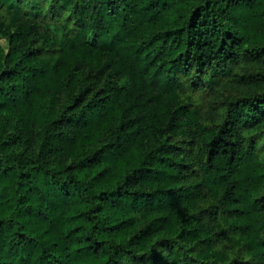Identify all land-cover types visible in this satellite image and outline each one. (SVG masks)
I'll return each mask as SVG.
<instances>
[{"label": "trees", "instance_id": "1", "mask_svg": "<svg viewBox=\"0 0 264 264\" xmlns=\"http://www.w3.org/2000/svg\"><path fill=\"white\" fill-rule=\"evenodd\" d=\"M0 38V264H264V0H0Z\"/></svg>", "mask_w": 264, "mask_h": 264}, {"label": "rangeland", "instance_id": "2", "mask_svg": "<svg viewBox=\"0 0 264 264\" xmlns=\"http://www.w3.org/2000/svg\"><path fill=\"white\" fill-rule=\"evenodd\" d=\"M0 44L3 47H7L8 42L5 38H0ZM235 73L245 76L264 73V62H243L235 69ZM253 86L254 83L248 81V79L236 80L231 77L228 83L221 84L218 87L217 95L212 98V101L213 103H218L230 97L241 96L247 93L250 89H253ZM196 95H198V93H196Z\"/></svg>", "mask_w": 264, "mask_h": 264}]
</instances>
